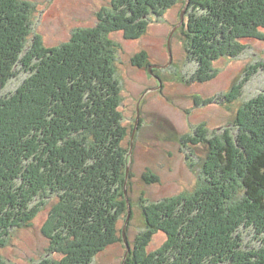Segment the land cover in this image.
<instances>
[{"label":"trees","instance_id":"16d2710c","mask_svg":"<svg viewBox=\"0 0 264 264\" xmlns=\"http://www.w3.org/2000/svg\"><path fill=\"white\" fill-rule=\"evenodd\" d=\"M180 2L114 0L98 27L54 49L36 38L28 50L34 5L0 0V91L19 69L30 73L13 96L0 99L1 248L50 204L43 231L50 255L38 264H93L124 243L120 223L129 218L128 199L132 205V156L109 36L123 31L138 40L154 16ZM188 16V51L201 83L215 77L216 62L239 57L244 42L264 41V0H192ZM146 58L138 55L135 63L142 66ZM238 123V147L209 143L207 181L199 191L144 205L148 228L125 264H264V95L240 111ZM246 229L260 237V250L244 248ZM158 232L167 242L150 252Z\"/></svg>","mask_w":264,"mask_h":264},{"label":"rangeland","instance_id":"374dc122","mask_svg":"<svg viewBox=\"0 0 264 264\" xmlns=\"http://www.w3.org/2000/svg\"><path fill=\"white\" fill-rule=\"evenodd\" d=\"M27 1L36 10L28 50L36 38L47 49L59 48L79 31L98 27L99 16L114 9V0ZM188 1L181 0L162 18L154 16L146 35L138 40L127 39L123 31L109 36L117 48L120 110L128 130L126 147L133 149L129 178L132 214L129 223L127 215L120 223L121 236L126 231L130 250L148 228L144 205L199 191L207 181L205 169L212 153L209 143L241 144L240 111L264 95V41L260 40L244 42L246 48L239 57L216 62L211 81L197 80L199 67L189 54L186 35L189 9L184 25L178 28ZM176 28L170 51L169 41ZM142 54L148 59L139 66L135 59ZM27 71L18 70L0 91V99L13 96L24 85L30 77ZM153 175L159 183L146 182L145 178ZM51 207L44 209L31 227L11 233L7 245L0 247L5 264H38L50 255V241L43 231ZM242 233L246 250H260L255 232L246 229ZM166 242V234L156 233L149 251H159ZM125 243L109 247L93 264H125L129 252Z\"/></svg>","mask_w":264,"mask_h":264},{"label":"water","instance_id":"95a60500","mask_svg":"<svg viewBox=\"0 0 264 264\" xmlns=\"http://www.w3.org/2000/svg\"><path fill=\"white\" fill-rule=\"evenodd\" d=\"M191 1H192V0H189L188 3H187V6H186V9H185V12L182 14V22H181V25H180L178 28H180L181 26L184 25L185 13H186V11L189 9ZM178 28H176V29L174 30V32H173V34H172V36H171V38H170V41H169V49H170V51H171V43H172V39H173L174 33L178 30ZM155 68H156V69H163L164 67H158V66H156ZM134 136H135V135H134ZM133 140H134V137H133ZM132 146H133V145H132ZM132 155H133V149H131V156H132ZM130 171H131V168L129 167V169H128V179H129V177H130ZM127 195H128V192H127ZM128 204H129V210H130V211H129V218H128V223H129V222H130V218H131V214H132V211H131V203H130L129 199H128ZM124 238H125L126 246H127L128 250H129V252H130V244H129L128 240H127L126 231L124 232Z\"/></svg>","mask_w":264,"mask_h":264}]
</instances>
